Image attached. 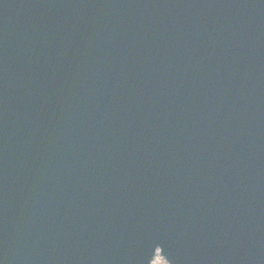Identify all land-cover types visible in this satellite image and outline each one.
Masks as SVG:
<instances>
[{"label":"water","instance_id":"water-1","mask_svg":"<svg viewBox=\"0 0 264 264\" xmlns=\"http://www.w3.org/2000/svg\"><path fill=\"white\" fill-rule=\"evenodd\" d=\"M264 264V0H0V264Z\"/></svg>","mask_w":264,"mask_h":264},{"label":"rangeland","instance_id":"rangeland-1","mask_svg":"<svg viewBox=\"0 0 264 264\" xmlns=\"http://www.w3.org/2000/svg\"><path fill=\"white\" fill-rule=\"evenodd\" d=\"M153 264H165L162 260L156 259Z\"/></svg>","mask_w":264,"mask_h":264}]
</instances>
